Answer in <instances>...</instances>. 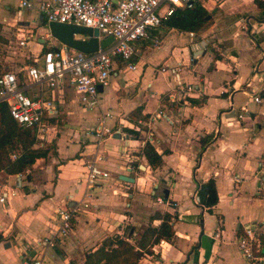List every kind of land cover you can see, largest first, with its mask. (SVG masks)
Returning a JSON list of instances; mask_svg holds the SVG:
<instances>
[{
	"label": "crops",
	"instance_id": "crops-1",
	"mask_svg": "<svg viewBox=\"0 0 264 264\" xmlns=\"http://www.w3.org/2000/svg\"><path fill=\"white\" fill-rule=\"evenodd\" d=\"M201 1L210 16L193 35L162 23L152 31L157 44L137 42L136 69L114 57L98 106L79 104L67 77L61 86L47 87L58 101L49 131L43 139L36 137L37 144L49 145L47 155L24 173L0 171V192L8 190L0 201V264H22L34 248L42 252L43 264L81 263L86 250L113 244V234L128 226L138 236L148 223L158 224L164 212L171 214L174 233L154 243V252L142 256L140 264H264V243L255 251L257 257L249 259L236 241L248 224L264 241V21L254 18L261 7L253 0ZM241 16L249 18L248 28ZM47 23L20 0H0V43L11 46L10 31L18 39L17 59L26 60L19 69L9 66L13 69L0 73L23 70L18 74L22 78L38 54L62 44ZM170 67L178 71L181 84ZM188 84L195 88L187 90ZM34 85L27 86L29 94L50 97L38 92L44 84L31 91ZM242 104L247 110L239 117ZM105 111L111 113L106 124L114 132L98 141L88 129ZM158 111L162 114L156 117ZM145 142L161 153L158 165L144 156ZM99 154L96 161L109 175L87 183L86 162ZM121 174L134 180H123ZM209 177L218 196L211 207L194 200L199 198L197 181ZM64 205L74 208L72 230L55 247L37 245Z\"/></svg>",
	"mask_w": 264,
	"mask_h": 264
},
{
	"label": "built area",
	"instance_id": "built-area-1",
	"mask_svg": "<svg viewBox=\"0 0 264 264\" xmlns=\"http://www.w3.org/2000/svg\"><path fill=\"white\" fill-rule=\"evenodd\" d=\"M194 0H20V5L38 10L47 22L59 21L82 24L98 30L99 38L108 35L113 40L105 47H98L94 51L85 52L62 43L42 51L34 62L24 67L22 78L13 70H4L0 73V101L7 104L12 118L21 126L33 128L35 136L43 139L49 131L50 118L55 117L58 111V101L52 97H42L28 93V85L44 84L48 88H57L62 85L64 78H68L70 84L78 94V102L86 109H92L99 104L98 85L108 84L113 70L114 57L123 60L129 69H136L134 58L138 52L139 40H151L157 44L158 38L152 32L162 25L163 20L169 18L176 7H191ZM243 27L248 28L249 18L240 17ZM264 33V32H263ZM193 35V31H190ZM24 39L19 43L23 44ZM167 68L161 67L164 71ZM169 71L174 74L177 85L182 81L175 67ZM195 86L188 84L187 90ZM169 97L174 100L175 94ZM254 101L259 102V94H252ZM246 104L239 106L237 115L242 116L241 111H246ZM162 114L156 113V117ZM111 113L105 111L97 125L88 129L100 141L106 135H112V126L106 124V118ZM13 157L15 155L13 154ZM102 158L99 154L95 159L86 162L85 181L94 183L106 179L109 172L102 168L96 160ZM14 194V188L10 189ZM8 190L0 192V201H4ZM158 201L162 197L157 196ZM196 202L198 198L194 199ZM74 208L64 205L56 209V223L53 229L36 244L55 247L68 235L73 228ZM250 224L243 227V232L237 237V244L241 253L249 259L256 258V250L264 243L260 234L254 231ZM163 239L159 241L162 243ZM34 254L24 256L22 264H43V255L39 249L34 248ZM157 264L163 261L156 260Z\"/></svg>",
	"mask_w": 264,
	"mask_h": 264
},
{
	"label": "trees",
	"instance_id": "trees-1",
	"mask_svg": "<svg viewBox=\"0 0 264 264\" xmlns=\"http://www.w3.org/2000/svg\"><path fill=\"white\" fill-rule=\"evenodd\" d=\"M253 1L261 7L254 14V18L264 21V0ZM207 14L209 10L202 1L194 0L191 7H176L169 18L162 23L181 30L197 31L207 21ZM249 34L252 38L256 37L254 32L249 31ZM211 67L210 64L208 68ZM190 101L199 103L201 99L191 97ZM127 130L131 131L130 128ZM49 148V145L37 144L35 130L19 125L10 115L6 102L0 101V171L6 174L24 173L37 158L45 157ZM142 151L150 165L156 166L161 162V153L150 142H145ZM196 187L199 203L207 207L216 203L218 196L212 177L206 181H197ZM162 216L158 224L148 223L138 236L135 235L134 228L131 230V226H128L122 234H113V244L102 243L95 249L90 248L85 251L81 263L70 259L66 264H140L142 256L154 252V243L160 238L169 239L174 233L170 222L171 214L164 212Z\"/></svg>",
	"mask_w": 264,
	"mask_h": 264
},
{
	"label": "water",
	"instance_id": "water-1",
	"mask_svg": "<svg viewBox=\"0 0 264 264\" xmlns=\"http://www.w3.org/2000/svg\"><path fill=\"white\" fill-rule=\"evenodd\" d=\"M210 14H207L209 18ZM47 28L50 31V34L55 37L61 43H64L68 46H71L75 49L82 50L85 52H90L96 50L99 46L105 47L112 40L113 36L108 35L103 38H99L98 30L90 26H85L82 24L59 22V21H49L47 23ZM74 34L86 35V37H74ZM57 49V46L53 47ZM102 89V85H98V90ZM116 137H119L120 134L115 133ZM123 180L133 181L132 176L121 174L119 176ZM132 230V228H131ZM5 245H9L7 242Z\"/></svg>",
	"mask_w": 264,
	"mask_h": 264
},
{
	"label": "rangeland",
	"instance_id": "rangeland-1",
	"mask_svg": "<svg viewBox=\"0 0 264 264\" xmlns=\"http://www.w3.org/2000/svg\"><path fill=\"white\" fill-rule=\"evenodd\" d=\"M210 6H212V5H210ZM11 36H12L11 32L9 31V37L13 40V42L10 43L11 46H8V44L0 43V70L1 69H13V68L19 69L21 67V65H23L26 62V60H24V59L23 60L17 59L18 57L21 58V56L16 55V53H15L16 51H13V50H18V47H17L18 46V39L12 38ZM7 56H12L13 59H11ZM117 58H119V57H117ZM14 65H16V67H14ZM9 66H12L13 68H11ZM22 71H18V74L20 75ZM40 86H41V84H36V85L32 86L31 91H34V89L38 90L40 88ZM28 92L30 93V90H28ZM38 92H40L43 96H50L52 98H56L55 93L52 90H47V87L45 85H42L41 89ZM58 121H59V122H57L58 126L63 124L62 123L63 118L59 119Z\"/></svg>",
	"mask_w": 264,
	"mask_h": 264
}]
</instances>
